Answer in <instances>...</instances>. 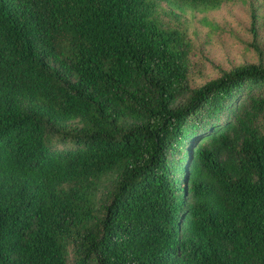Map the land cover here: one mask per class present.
<instances>
[{"label":"trees","instance_id":"1","mask_svg":"<svg viewBox=\"0 0 264 264\" xmlns=\"http://www.w3.org/2000/svg\"><path fill=\"white\" fill-rule=\"evenodd\" d=\"M235 1L0 0V264H264V64L177 13Z\"/></svg>","mask_w":264,"mask_h":264},{"label":"rangeland","instance_id":"2","mask_svg":"<svg viewBox=\"0 0 264 264\" xmlns=\"http://www.w3.org/2000/svg\"><path fill=\"white\" fill-rule=\"evenodd\" d=\"M177 13L192 47L191 88L236 66L264 64V0L235 1L207 12L184 8Z\"/></svg>","mask_w":264,"mask_h":264}]
</instances>
